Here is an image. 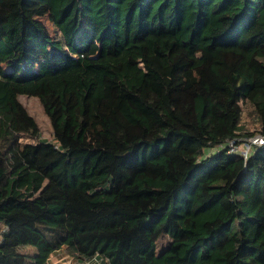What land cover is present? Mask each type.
Returning <instances> with one entry per match:
<instances>
[{
    "label": "trees",
    "instance_id": "1",
    "mask_svg": "<svg viewBox=\"0 0 264 264\" xmlns=\"http://www.w3.org/2000/svg\"><path fill=\"white\" fill-rule=\"evenodd\" d=\"M256 133L264 0H0V264H264Z\"/></svg>",
    "mask_w": 264,
    "mask_h": 264
},
{
    "label": "rangeland",
    "instance_id": "2",
    "mask_svg": "<svg viewBox=\"0 0 264 264\" xmlns=\"http://www.w3.org/2000/svg\"><path fill=\"white\" fill-rule=\"evenodd\" d=\"M19 99L21 103L27 109L29 115L33 118L37 125L36 130L33 131L32 127L28 129L27 132L21 134V138L24 141L35 142L39 139H45L49 141H54L53 130L50 121L45 114L41 103L36 97L20 95ZM242 131H252L255 127V118L247 115L246 111L242 116L241 120ZM169 241L168 236H162L157 242V251L163 248ZM47 264H100L96 259L90 262L79 263L76 258L70 255L64 247L55 250L49 256Z\"/></svg>",
    "mask_w": 264,
    "mask_h": 264
},
{
    "label": "built area",
    "instance_id": "3",
    "mask_svg": "<svg viewBox=\"0 0 264 264\" xmlns=\"http://www.w3.org/2000/svg\"><path fill=\"white\" fill-rule=\"evenodd\" d=\"M262 146H264V136L259 133L240 137L238 141L231 140L227 144L229 153L240 154L243 157H247L251 151Z\"/></svg>",
    "mask_w": 264,
    "mask_h": 264
}]
</instances>
